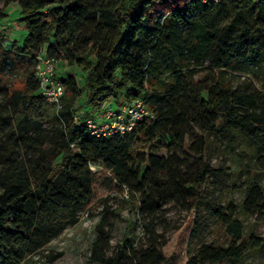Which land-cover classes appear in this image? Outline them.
I'll use <instances>...</instances> for the list:
<instances>
[{"label": "trees", "instance_id": "trees-1", "mask_svg": "<svg viewBox=\"0 0 264 264\" xmlns=\"http://www.w3.org/2000/svg\"><path fill=\"white\" fill-rule=\"evenodd\" d=\"M3 2L17 3V23L25 35L6 46L0 33V264H26L76 224L82 208L99 197L103 174L127 191L150 234L171 202L191 214L183 241L188 234L202 238L209 220L224 230L227 244L202 239L186 264H235L250 248L264 249V237L245 234L238 217L264 213V168L255 164L247 170L239 203L221 204L206 184L210 180L217 187L227 172L203 162L211 136L258 137L253 155L264 153V0ZM38 54L84 71L82 88L73 74L56 75L65 92L59 108L51 105L56 122L50 126L36 117L48 105L34 70ZM32 60L29 67L25 61ZM17 62L24 80L21 88H12L2 71ZM249 66L262 80L261 88L251 81L234 86L228 78L230 70ZM81 91L88 115L74 120L73 101ZM135 99L152 115L124 133L89 132L85 118L103 112L105 105L116 110ZM162 148L170 154L160 155ZM112 215L115 210L105 205L91 242L92 261H184L183 253L168 254L153 242L146 247L123 243L109 255L104 220ZM127 223V228L133 225ZM60 255L50 252L45 264Z\"/></svg>", "mask_w": 264, "mask_h": 264}, {"label": "rangeland", "instance_id": "rangeland-1", "mask_svg": "<svg viewBox=\"0 0 264 264\" xmlns=\"http://www.w3.org/2000/svg\"><path fill=\"white\" fill-rule=\"evenodd\" d=\"M19 9L17 3H10L5 6L3 0H0V33L8 41L5 43L6 46L11 45L12 42L20 43L25 35V30L17 23V18L20 16ZM25 63L29 67H33V60L25 61ZM248 69L250 66L244 70H230L228 78L234 86L251 81L257 88H261L262 80L252 76ZM67 73L73 74L79 88H82L84 76L82 68L59 61L56 64V75L63 78ZM2 76L10 87L21 88L24 80V69L17 62L11 68L3 70ZM73 103L75 113L78 116L88 115L86 114L87 104L82 91L74 98ZM54 110L53 106L46 105L36 117L43 121L44 126H50L56 122L53 116ZM20 116L18 115V118ZM234 135L230 141L225 137H219V139L211 136L209 147L203 155L205 164L213 168H221L227 172L217 187L210 180L206 184L208 188L214 190L218 202L221 204H225L229 200L239 203L242 200L240 189L245 185L247 170L255 167V164L264 168V153L255 157L253 155L256 152L257 144L260 142L258 137L250 139L242 134L236 133ZM159 154L166 157L170 154V150L162 148ZM92 169L97 170L99 168L92 165ZM103 176L104 174L97 183L100 191L99 197L82 208L77 223L68 227L61 236L52 240L46 249L31 255L26 260V264H45V256L52 251L61 252V255L52 264H98L90 259V247L96 235V226L104 214L105 205L109 210H115L116 213V215L109 216L104 220L106 228L110 232V241L107 247L109 255L123 243L131 242L136 247H146L150 242H153L168 254L174 251L183 253L184 261L180 264H186L185 262L194 254L202 239L214 244H227L224 230L214 220L207 221V227L202 231V238L198 239L188 234L183 241L181 239L183 238L182 231L184 232L189 223L191 214L179 202L167 204L162 215L155 219V232L153 234L146 232L142 226V220L138 219L136 206L128 201L127 191L119 190ZM261 185L264 187V178L261 180ZM238 217L244 224L245 234L252 231L255 235L264 237V213L253 216L241 213ZM128 220L133 222L130 228H127ZM4 264L16 263L7 262ZM235 264H264V249L250 248L242 259Z\"/></svg>", "mask_w": 264, "mask_h": 264}, {"label": "built area", "instance_id": "built-area-1", "mask_svg": "<svg viewBox=\"0 0 264 264\" xmlns=\"http://www.w3.org/2000/svg\"><path fill=\"white\" fill-rule=\"evenodd\" d=\"M201 1L218 2L219 0ZM34 70L45 103L59 108L61 98L65 92V85L56 76V62L51 57L38 54L35 59ZM149 115L152 114L143 101L135 99L132 102L123 103L116 110L105 105L103 112L88 116L85 118L84 123L91 134L109 137L130 130L139 120ZM77 118L78 115L74 114V120H77Z\"/></svg>", "mask_w": 264, "mask_h": 264}]
</instances>
